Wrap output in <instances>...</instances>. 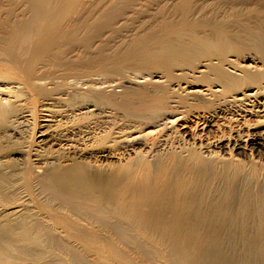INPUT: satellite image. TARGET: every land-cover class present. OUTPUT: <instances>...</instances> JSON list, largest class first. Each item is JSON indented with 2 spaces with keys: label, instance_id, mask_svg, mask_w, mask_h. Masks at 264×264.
Wrapping results in <instances>:
<instances>
[{
  "label": "bare ground",
  "instance_id": "bare-ground-1",
  "mask_svg": "<svg viewBox=\"0 0 264 264\" xmlns=\"http://www.w3.org/2000/svg\"><path fill=\"white\" fill-rule=\"evenodd\" d=\"M245 151L264 156V9L0 0V264H264Z\"/></svg>",
  "mask_w": 264,
  "mask_h": 264
},
{
  "label": "rangeland",
  "instance_id": "rangeland-1",
  "mask_svg": "<svg viewBox=\"0 0 264 264\" xmlns=\"http://www.w3.org/2000/svg\"><path fill=\"white\" fill-rule=\"evenodd\" d=\"M214 2L216 4H218L219 6H223V7H233V6H235V7H241V8H243V7H258V8L264 9V0H249V1L248 0H214ZM139 22H141V23L143 22L145 24L149 22V17H147V13L144 15V17H140L138 20H135V21L131 20V21L126 22L125 26L135 27L136 25H138ZM159 122L156 123V125L163 126L165 120H162V121H159ZM151 130H152V128L151 127H148L144 131H142L141 133L133 134L131 136V138H136L138 136L139 137L140 136H143L144 134L150 132ZM106 139H108V138H106ZM104 141H105V139L103 140V142ZM247 152L248 151H245L244 154L239 153V155H236L235 152H234V153H231V157H232V159L234 161H236L237 163H239V165H241L243 167V173L245 175L249 174L250 172H255V174L257 172V175L258 176H256L257 177L256 180H254L253 182L251 181L250 187H252L253 185L256 186L258 184H261V185L260 186H257V187H261L262 184H264V183H262V182H264V156H261L260 157L259 155L256 156V154H252V153L249 154ZM139 154L140 155L142 154V156L144 157V152H139L138 155ZM232 154H234V155H232ZM130 157L132 158V157H134V155H131L128 158L127 157L122 158L123 160L122 159H119V160H114V159H110V160L108 159V160H106V159H103V166H105L107 164L105 167H103L104 168L103 169L104 174H107L108 173V171H106V173H105V170L106 169H109V167H110L109 171L111 169H115V168L116 169L124 168L129 163L127 161H129V158ZM123 164H124V166H123ZM121 165L123 167H121ZM248 165H249V167H248ZM251 165H252V167H251ZM240 180H239V184H243L241 186L238 185L240 187L244 186L247 183V182L245 183L243 179H240ZM254 182H256L257 184L256 183L254 184ZM247 186H248V184H247ZM257 187H254V188H257Z\"/></svg>",
  "mask_w": 264,
  "mask_h": 264
}]
</instances>
